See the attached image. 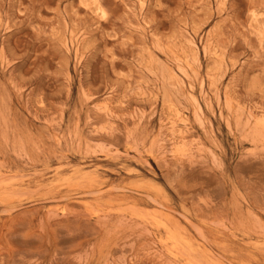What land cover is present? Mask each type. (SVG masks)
<instances>
[{
    "label": "rangeland",
    "instance_id": "374dc122",
    "mask_svg": "<svg viewBox=\"0 0 264 264\" xmlns=\"http://www.w3.org/2000/svg\"><path fill=\"white\" fill-rule=\"evenodd\" d=\"M0 264H264V0H0Z\"/></svg>",
    "mask_w": 264,
    "mask_h": 264
},
{
    "label": "bare ground",
    "instance_id": "6f19581e",
    "mask_svg": "<svg viewBox=\"0 0 264 264\" xmlns=\"http://www.w3.org/2000/svg\"><path fill=\"white\" fill-rule=\"evenodd\" d=\"M167 238H169V237H167ZM175 244V243H174Z\"/></svg>",
    "mask_w": 264,
    "mask_h": 264
}]
</instances>
